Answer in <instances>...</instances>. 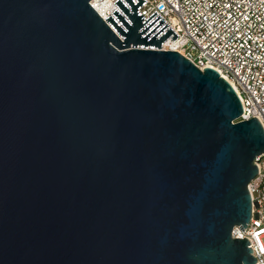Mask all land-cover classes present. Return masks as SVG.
<instances>
[{
    "label": "water",
    "instance_id": "obj_1",
    "mask_svg": "<svg viewBox=\"0 0 264 264\" xmlns=\"http://www.w3.org/2000/svg\"><path fill=\"white\" fill-rule=\"evenodd\" d=\"M91 1L0 0V264H255L260 123L146 0Z\"/></svg>",
    "mask_w": 264,
    "mask_h": 264
},
{
    "label": "built area",
    "instance_id": "obj_2",
    "mask_svg": "<svg viewBox=\"0 0 264 264\" xmlns=\"http://www.w3.org/2000/svg\"><path fill=\"white\" fill-rule=\"evenodd\" d=\"M115 1L90 3L94 10L106 6L97 13L110 28L105 20L109 15L122 26L112 14L115 9L129 22ZM121 1L133 14L132 8ZM138 11L144 17L141 23L156 11L141 30L159 15L161 18L145 33L163 19L164 23L151 36L167 24L158 36L170 27L178 37L173 41V34L170 35L163 42L167 46L161 45V48L178 52L200 71L211 68L218 72L232 85L241 101L242 113L236 121L256 117L264 132V0H146ZM256 166L258 173L247 185L251 198L250 220L243 231L240 226L233 227L231 237L245 238L255 264H264V154L258 157Z\"/></svg>",
    "mask_w": 264,
    "mask_h": 264
},
{
    "label": "bare ground",
    "instance_id": "obj_3",
    "mask_svg": "<svg viewBox=\"0 0 264 264\" xmlns=\"http://www.w3.org/2000/svg\"><path fill=\"white\" fill-rule=\"evenodd\" d=\"M94 2V1H93ZM106 9V6H104V5H101L100 6V9H98L100 12H102L103 10H105ZM96 10V12H98V10L97 9H95ZM99 14V13H98ZM167 44L168 43H163L162 44V48H165L166 46H167Z\"/></svg>",
    "mask_w": 264,
    "mask_h": 264
}]
</instances>
